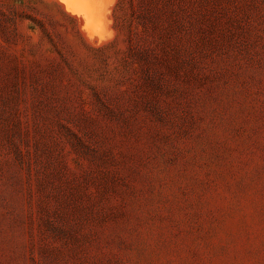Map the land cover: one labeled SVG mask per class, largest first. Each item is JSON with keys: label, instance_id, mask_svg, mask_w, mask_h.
<instances>
[{"label": "rangeland", "instance_id": "374dc122", "mask_svg": "<svg viewBox=\"0 0 264 264\" xmlns=\"http://www.w3.org/2000/svg\"><path fill=\"white\" fill-rule=\"evenodd\" d=\"M72 1L0 0V264H264V0Z\"/></svg>", "mask_w": 264, "mask_h": 264}, {"label": "bare ground", "instance_id": "6f19581e", "mask_svg": "<svg viewBox=\"0 0 264 264\" xmlns=\"http://www.w3.org/2000/svg\"><path fill=\"white\" fill-rule=\"evenodd\" d=\"M61 2H62V0H60ZM75 1H77V0H75ZM75 1H72V4H73V2H74V5H76L75 7L72 5V4H70V6L71 7H74V8H80L77 4H75ZM83 1V2H82ZM82 1H80V3H78V4H81V3H84V7H86L87 6V3H85V1L84 0H82ZM105 1V0H104ZM98 2V1H97ZM97 2H95V3H97ZM62 3H67V2H65V0H64V2H62ZM69 3V2H68ZM94 4V3H93ZM100 5H103V4H100ZM78 6V7H77ZM92 6H90V8L87 10L88 12H90V13H99V10H100V8H91ZM99 9V10H98ZM103 9V8H102ZM70 10V9H69ZM104 10V9H103ZM77 12H78V10H76ZM81 11H83V10H81ZM87 11H83V12H87ZM69 12V11H68ZM72 12V11H71ZM74 12V11H73ZM80 12V11H79ZM80 14H82V13H80ZM88 18V17H87ZM96 18V17H95ZM97 20V19H96ZM100 20V19H99ZM99 22V21H98ZM93 24V23H92ZM94 24H95V22H94ZM88 26V25H87ZM85 29V28H84ZM91 33V32H90ZM97 38V37H96Z\"/></svg>", "mask_w": 264, "mask_h": 264}, {"label": "trees", "instance_id": "16d2710c", "mask_svg": "<svg viewBox=\"0 0 264 264\" xmlns=\"http://www.w3.org/2000/svg\"><path fill=\"white\" fill-rule=\"evenodd\" d=\"M118 4H119V0H118V2L116 3V7L118 6Z\"/></svg>", "mask_w": 264, "mask_h": 264}]
</instances>
